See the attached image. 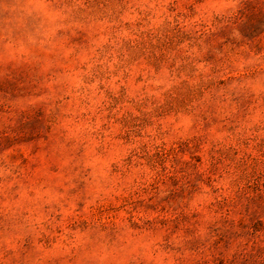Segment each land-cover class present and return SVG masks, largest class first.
<instances>
[{
  "label": "rangeland",
  "instance_id": "rangeland-1",
  "mask_svg": "<svg viewBox=\"0 0 264 264\" xmlns=\"http://www.w3.org/2000/svg\"><path fill=\"white\" fill-rule=\"evenodd\" d=\"M0 264H264V0H0Z\"/></svg>",
  "mask_w": 264,
  "mask_h": 264
}]
</instances>
